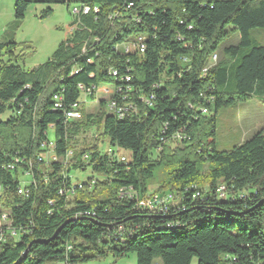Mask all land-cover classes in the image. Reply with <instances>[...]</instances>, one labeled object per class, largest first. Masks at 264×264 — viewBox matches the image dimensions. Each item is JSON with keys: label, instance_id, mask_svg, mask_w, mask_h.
<instances>
[{"label": "trees", "instance_id": "obj_1", "mask_svg": "<svg viewBox=\"0 0 264 264\" xmlns=\"http://www.w3.org/2000/svg\"><path fill=\"white\" fill-rule=\"evenodd\" d=\"M74 3L90 13L74 17L72 35L39 67L24 70L17 43H0V207L16 231L0 243V264H86L129 254L137 264L195 258L198 264H264V128L231 151L215 148L220 110L253 98L264 102V47L251 43V31L264 29V0H17L13 25L21 26L32 5L50 6L45 19L51 6ZM236 34L238 43L225 46ZM139 37L145 53L123 49ZM218 53L222 58L203 75ZM103 85L114 87L110 100L133 103L137 111L120 119L100 100L96 114L85 115L81 105L84 120H66L65 111L82 103L80 88L95 101ZM151 94L149 109L140 100ZM55 96L61 110L54 109ZM200 105L211 115L202 116ZM164 124L167 137L183 128L187 140L165 144L156 155ZM95 128L94 141L79 148L78 139ZM45 141L54 143L57 158L39 163ZM106 145L127 152L129 164L105 154ZM203 162L214 168L201 171ZM10 164L13 172L5 169ZM158 168L169 170L158 190L178 201L166 212L150 213L120 197L148 196ZM30 169L24 198L17 194L20 172ZM88 170L104 178L96 179L99 192L85 186L73 197L59 194L74 183L73 172Z\"/></svg>", "mask_w": 264, "mask_h": 264}, {"label": "rangeland", "instance_id": "obj_2", "mask_svg": "<svg viewBox=\"0 0 264 264\" xmlns=\"http://www.w3.org/2000/svg\"><path fill=\"white\" fill-rule=\"evenodd\" d=\"M17 0H0V43L15 42L18 47L15 50V56L19 57V65L26 71H31L40 65L46 63L56 52L58 47L68 38L69 26L74 21L72 9L79 6V3H74L70 7L64 5L51 6L53 14L45 19L41 18L42 12L50 6L32 5L27 13L25 20L21 26L15 27L14 7ZM239 41V35H234L226 44L235 45ZM252 46L261 45L264 47V29L257 28L251 31ZM125 50V49H124ZM134 45L131 43L126 52H133ZM222 58V54L218 53V61ZM108 88L110 85H103ZM101 90V96H106L107 102L110 101V90ZM91 100L84 102L85 108H90L93 105ZM9 116L7 113L2 118L6 119ZM264 102L258 98L250 99L246 102H240L233 107L220 110L216 116L215 127V148L218 151H231L245 141L251 139L264 126ZM257 129V130H256ZM96 128L91 132L83 134L78 139V147L94 141V133ZM52 134V131H51ZM52 136V135H51ZM108 146L102 149L105 151ZM125 155L130 156L128 153ZM47 161L52 162V153L46 154ZM199 168L203 172H209L214 168L211 162L199 163ZM168 168H158L154 178L151 180L148 195H157L167 193L169 191H159L160 186L167 179ZM94 177L98 181H104L103 177L93 174L91 170L73 172L74 182H87L89 178ZM208 185H204L207 188ZM99 192L101 189L95 187L92 191ZM1 196V198H3ZM159 196V195H158ZM1 211L2 210L0 207ZM86 264H137L135 254H129L122 258H114L112 255H107L104 258L93 260ZM192 264H198V259H194Z\"/></svg>", "mask_w": 264, "mask_h": 264}, {"label": "built area", "instance_id": "obj_3", "mask_svg": "<svg viewBox=\"0 0 264 264\" xmlns=\"http://www.w3.org/2000/svg\"><path fill=\"white\" fill-rule=\"evenodd\" d=\"M90 13V7L80 4L79 6H76L72 9V15L74 17H78L80 15H88ZM145 38L139 37L137 39V43L134 44L135 49L137 48L141 54L145 53L146 51V45L144 42ZM129 45H123V49L128 50ZM212 61H218V59H211L209 60V65L207 68L203 70V75L206 74V72L211 68V62ZM183 62H188L187 58L183 59ZM113 75L116 76L117 72H113ZM127 81H130V78H126ZM84 94V97L87 98V96L90 94V90H85L83 87L80 88ZM205 101L208 103L213 104L214 103V98L213 97H206L204 95H201ZM126 99V98H124ZM55 103H54V109L55 110H61L62 109V103H61V97L60 96H55L54 98ZM154 100H155V95L151 94L149 96H141L140 102H142L147 108L152 109L154 107ZM80 104H73L69 110L65 111V116L66 120L70 122H80L83 121L85 118V115H83V112H81V105ZM192 109L194 106H191ZM107 109L110 113L115 114L118 116L120 119H124L129 116V114L136 112L137 108L133 103H124L123 105H120L118 101L116 100H110L107 105ZM197 111L202 114V116H209L211 115V111L208 107H205L204 105H200L197 108ZM169 125L164 124V126L161 128V138L160 141L163 143L159 148L156 149L155 153L156 155L160 154V152L163 149V145L165 144H174V142H177V144H182L185 139L187 140V136L184 133L183 128L179 129L178 131L174 132L171 136H166L168 132ZM166 138V139H165ZM42 150H45V154L38 155V161L39 163H42L43 161L47 162L46 158V150H53V158H57L55 153H54V143L53 142H43L41 145ZM105 154H107L109 157L115 158L118 162L124 163V164H129L130 162V156L125 155L127 152L122 151L120 148L117 147H108L105 151ZM73 156V152L69 151L67 154V159ZM91 155L89 153L85 154L82 158V161L84 163H88V160L90 159ZM58 160V159H57ZM16 163L18 164V160L16 159ZM27 165L29 164L30 168H32V163L31 161H26ZM16 168L15 164H10L5 167V169L9 171H14ZM20 186L17 190V194L21 197L27 198L29 195V190L28 186L32 183V178L33 174L31 169L27 171H21L20 172ZM94 178V177H92ZM96 179L94 178L92 182L90 183H81V182H74L71 184L69 187H63L60 189L59 194L62 196L66 197H73L75 196L79 190H84L85 186L88 187L90 191H92L95 188L96 185ZM226 192V186L223 189H217V194L219 196L224 197ZM5 193V190L3 189L2 185L0 184V198L3 196ZM121 198L125 199H131V200H136L137 201V207L140 208L141 210L148 211L150 213H163L166 212L167 206L169 205H174L178 201L171 192L164 193V197H162V202H155V195L151 196H146L143 199H139L138 193H128L123 194L120 196ZM196 197V196H195ZM51 206H53V202H49ZM122 230V229H121ZM16 235V231L12 226V221L10 214L8 211H1L0 210V243H4L7 240V236ZM70 249V248H69ZM62 264H71L68 260L63 262ZM158 264V263H157Z\"/></svg>", "mask_w": 264, "mask_h": 264}, {"label": "crops", "instance_id": "obj_4", "mask_svg": "<svg viewBox=\"0 0 264 264\" xmlns=\"http://www.w3.org/2000/svg\"><path fill=\"white\" fill-rule=\"evenodd\" d=\"M74 30H75V27H72L70 25L69 26V30H68V37H70L72 35V33L74 32ZM104 89L105 90L106 89H109V90L111 89L110 90V98L112 97V95L114 94V87L113 86H109L108 88H105L104 86H102V87H100L98 89L97 94H96V100L95 101H92V103H94V104L91 105L90 108H85V106H84V102H86V101H88L90 99L85 98V97L83 98V100H82V103H83L82 106H83V111L85 112V115H94V114H96L98 112V110H99L98 102L100 100H106V101H108L107 98H106V96H103V95L101 96V90H104ZM109 90H108V92H109ZM260 125H258L259 126L257 128L258 130H261L262 128H264V126L262 128H260Z\"/></svg>", "mask_w": 264, "mask_h": 264}, {"label": "bare ground", "instance_id": "obj_5", "mask_svg": "<svg viewBox=\"0 0 264 264\" xmlns=\"http://www.w3.org/2000/svg\"><path fill=\"white\" fill-rule=\"evenodd\" d=\"M213 59H218V56L217 55H214L213 56ZM218 63V61H212L211 62V67H213V66H215L216 64ZM82 112V111H81ZM223 188H225L224 186L223 187H221L220 189H223ZM159 195V196H158ZM162 197H164V194L163 193H161V194H157L156 196H155V202H162ZM229 258V257H228ZM227 260H230V259H227ZM229 263V262H228ZM230 264V263H229Z\"/></svg>", "mask_w": 264, "mask_h": 264}]
</instances>
